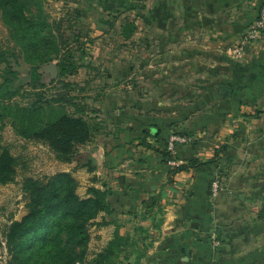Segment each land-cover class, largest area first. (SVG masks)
<instances>
[{
  "label": "crops",
  "instance_id": "0c3cea01",
  "mask_svg": "<svg viewBox=\"0 0 264 264\" xmlns=\"http://www.w3.org/2000/svg\"><path fill=\"white\" fill-rule=\"evenodd\" d=\"M62 1L82 21L81 43L112 24L97 0ZM262 3L155 0V42L169 48L163 67L94 101L107 129L70 171L85 195L91 185L111 191L106 235L118 227L140 240L150 264H264V29L244 51L231 50ZM190 76L187 87L178 83ZM175 131L190 139L165 160ZM223 143L214 161L171 172L189 158L212 157ZM214 178L222 184L215 192Z\"/></svg>",
  "mask_w": 264,
  "mask_h": 264
},
{
  "label": "trees",
  "instance_id": "16d2710c",
  "mask_svg": "<svg viewBox=\"0 0 264 264\" xmlns=\"http://www.w3.org/2000/svg\"><path fill=\"white\" fill-rule=\"evenodd\" d=\"M0 15L19 44L0 49V131L9 120L19 136L43 138L57 159L65 162L79 159L74 148L77 144L85 143L87 135L90 134L89 122L83 115L86 103L83 102L77 107L76 111L81 113L76 114L66 109L65 103L68 99L63 93L45 92L52 82H60L68 90L76 86L74 81L63 78L76 72V59L72 54L66 56L61 53L48 21V14L43 12L40 0H0ZM135 28L134 21H127L122 25L121 33L129 37ZM21 56L28 63L27 80L20 75ZM55 58L58 59L57 77L49 82L42 81L40 64ZM25 84L41 89L34 91V98L27 104L12 101V97L19 93ZM226 146V143H223L217 147L213 156L206 160L189 158L173 166L171 172L212 162ZM171 154L169 150L162 151L165 160L171 158ZM16 163L15 155L0 143L1 183L13 179ZM89 163L88 159L83 164L90 169ZM22 186L28 198L27 210L20 218L12 219L3 229L7 247L13 252L10 264H28V256L18 257L17 252L37 235L44 237V240L43 248L36 253L42 256L46 250L48 252L41 264H72L75 260H82L89 239L88 227L91 223H98L93 221V218L101 212L106 214L113 211L108 200L111 191L91 185L87 188L88 195L81 196L76 192L77 180L69 170H57L42 178L25 176ZM153 198L149 197L151 200ZM99 223L106 224L107 221L102 220ZM140 237L141 235L138 236ZM130 245L139 246L136 238L131 237L130 240L129 235L120 233L118 227H115L113 235L95 252L90 264H117L121 252L125 258L130 254L127 250ZM141 255V251L137 252L134 261L128 263L127 258V263L137 264Z\"/></svg>",
  "mask_w": 264,
  "mask_h": 264
},
{
  "label": "rangeland",
  "instance_id": "374dc122",
  "mask_svg": "<svg viewBox=\"0 0 264 264\" xmlns=\"http://www.w3.org/2000/svg\"><path fill=\"white\" fill-rule=\"evenodd\" d=\"M40 2L43 12L48 14V21L59 43L61 53L66 56L72 54L78 63L75 73L63 77L76 83L73 89L68 90L60 82H52L49 87H46L45 92L60 91L63 93L68 99L65 103L66 109L69 112L74 111L76 114L81 113L76 111L77 107L83 102L86 103L83 115L89 122L90 134L87 135L85 143L77 144L74 148L77 152L76 156L82 159L84 148L94 146L98 141L99 134H104L107 129L103 124V119L97 118L99 113L94 106V101L100 95L122 91L128 87H137L139 83H143L142 75L144 73L153 74L158 67H163L161 57L163 59L168 57L169 48H162L155 42L160 37L159 31L151 28L154 24L152 13L155 0H104L102 2L104 5L97 1L99 7L108 11L106 13L109 17H107L112 20V24L107 25L109 30H104L94 36L93 41L89 44L88 42L81 43L83 40L81 36L84 33L79 29V23L82 21H77V17L69 10V6L65 7L62 0H40ZM109 11H112V14ZM106 13L104 14L106 15ZM127 21H134L136 25L129 37L123 36L122 29L118 28L120 23L123 25ZM144 27H147L145 31ZM239 40L231 49L233 53L237 54L245 50V42L240 47L244 39ZM16 43L19 45L0 15V49L11 48ZM55 60L58 59L55 58ZM20 62V75L27 80L28 63L23 58L20 59ZM1 66L0 63V70ZM191 78L190 76L187 79H182L178 83L187 87L188 85L185 84L191 83L189 81ZM38 89L41 88H33L29 84H25L20 92L12 97V101L27 104L34 98V91ZM0 143L8 147L17 159L13 179L4 183L0 182V264H10L13 252L7 247L3 229L12 219L20 218L27 210L26 201L28 198L22 186L24 177L42 178L57 170L72 171L73 163L57 159L43 138L19 136L9 120L0 131ZM85 189V185H81L77 181L76 192L81 196H86L88 194H84ZM254 209L257 210L256 213L261 210V208ZM106 215H98L93 218V221H98V223H91L88 227L89 239L84 248V257L82 260H75L72 264H90L95 252L106 244L111 235H106L107 226L99 223L105 220ZM37 236L27 241L22 250L17 252L18 257L28 256V264H41L45 261V255L48 253L47 250L42 256L36 253L37 250L43 248L44 240L41 235ZM129 237L131 240L132 236L129 235ZM137 244L140 249H134L131 245L127 247L130 252L127 256L128 263L130 261L132 263L137 252L142 251L140 240ZM30 252L33 253L30 254ZM127 258L121 252L117 264H128ZM151 259L153 257L142 254L137 264H150Z\"/></svg>",
  "mask_w": 264,
  "mask_h": 264
},
{
  "label": "built area",
  "instance_id": "2783aa9c",
  "mask_svg": "<svg viewBox=\"0 0 264 264\" xmlns=\"http://www.w3.org/2000/svg\"><path fill=\"white\" fill-rule=\"evenodd\" d=\"M264 29V3L259 7L257 17L254 21L248 26L244 38L245 40L242 41L240 47L245 41L250 40L251 38H255L259 36L261 30ZM190 139L189 134L186 133H179V132H172L166 143V147L170 152H175V146L177 143H184ZM172 163H176L174 160H170ZM181 162V160H179ZM211 190L213 192L221 189L222 185L220 184L217 178H214L210 183Z\"/></svg>",
  "mask_w": 264,
  "mask_h": 264
},
{
  "label": "water",
  "instance_id": "95a60500",
  "mask_svg": "<svg viewBox=\"0 0 264 264\" xmlns=\"http://www.w3.org/2000/svg\"><path fill=\"white\" fill-rule=\"evenodd\" d=\"M39 70L42 73L41 80L49 82L58 75L57 61L55 59H50L42 62L39 66Z\"/></svg>",
  "mask_w": 264,
  "mask_h": 264
}]
</instances>
